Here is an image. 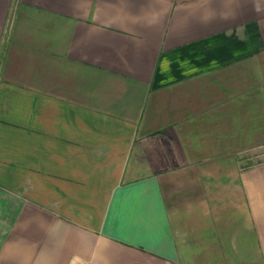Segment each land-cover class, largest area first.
Listing matches in <instances>:
<instances>
[{"label":"crops","instance_id":"1","mask_svg":"<svg viewBox=\"0 0 264 264\" xmlns=\"http://www.w3.org/2000/svg\"><path fill=\"white\" fill-rule=\"evenodd\" d=\"M0 264H264V0H0Z\"/></svg>","mask_w":264,"mask_h":264}]
</instances>
